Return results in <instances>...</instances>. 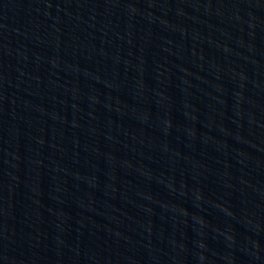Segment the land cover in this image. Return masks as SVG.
<instances>
[{"label":"water","instance_id":"95a60500","mask_svg":"<svg viewBox=\"0 0 264 264\" xmlns=\"http://www.w3.org/2000/svg\"><path fill=\"white\" fill-rule=\"evenodd\" d=\"M0 264H264V0H0Z\"/></svg>","mask_w":264,"mask_h":264}]
</instances>
